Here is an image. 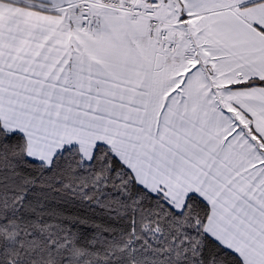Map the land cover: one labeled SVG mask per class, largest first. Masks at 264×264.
<instances>
[{"label": "snow or ice", "instance_id": "6c2138e0", "mask_svg": "<svg viewBox=\"0 0 264 264\" xmlns=\"http://www.w3.org/2000/svg\"><path fill=\"white\" fill-rule=\"evenodd\" d=\"M0 264H264V0H0Z\"/></svg>", "mask_w": 264, "mask_h": 264}]
</instances>
